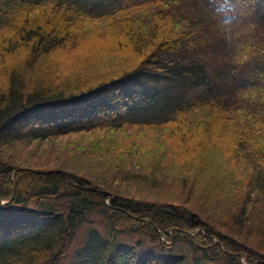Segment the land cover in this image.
Listing matches in <instances>:
<instances>
[{"label":"trees","instance_id":"trees-1","mask_svg":"<svg viewBox=\"0 0 264 264\" xmlns=\"http://www.w3.org/2000/svg\"><path fill=\"white\" fill-rule=\"evenodd\" d=\"M233 1L0 0V264L57 240L60 254L89 210L161 249L264 264L217 228L231 219L264 248V0L234 3L223 31ZM74 133L103 135L76 147L107 183L7 149ZM131 257L120 245L92 264H171Z\"/></svg>","mask_w":264,"mask_h":264},{"label":"rangeland","instance_id":"rangeland-1","mask_svg":"<svg viewBox=\"0 0 264 264\" xmlns=\"http://www.w3.org/2000/svg\"><path fill=\"white\" fill-rule=\"evenodd\" d=\"M238 2L239 0H234L223 6L227 12L219 16L218 23L222 27H220L221 30H228L229 27L227 23L231 16L228 10L233 7L234 3L240 5ZM102 136V134L94 133L81 135L74 133L69 136H57L50 140L42 139L39 141L32 140L31 142L22 141L19 143H12L7 146V149H9L8 151L19 153L22 157H29L27 161L31 169H61L78 175L96 177L107 183L109 179L112 178V169H100L99 166L95 165L93 158L87 155L85 149L77 150L76 147L78 145L77 143L86 144ZM112 184L115 185L114 179ZM122 185L123 183H119L120 187H122ZM126 191L131 192L133 188L126 189ZM1 202L12 203L11 200ZM25 206L26 211L42 209L37 206L35 200L28 201ZM17 207H19V205H17ZM220 222L223 223H219L218 229L227 233L226 228L229 227L230 232H232L231 234L245 242L248 249H254L255 252H264V248L257 243L259 241L257 240V242H255V238L250 234L237 231V227H235L231 219H221ZM72 232L71 239L60 254L56 256L53 255L54 251L59 247L57 240L51 249L45 251V253L44 251H38V256H32L34 259L28 260L26 264H92L93 259L99 254H101L104 261L110 258V256L113 258L116 248L120 245L131 249L132 260H136L142 256H163L164 259H168L167 261H170L171 264L234 263V261L229 263L223 256L212 254L209 250L191 245L187 239H176L172 241L171 247L161 249L157 245L150 243L144 237L135 236L127 230H116L111 232L108 221L96 210H89V212L80 216L79 222ZM86 246L88 253L82 252V249H86ZM220 250L223 251L222 248H220ZM95 255L97 256L95 257ZM238 262L240 264H250L245 263V255L243 253L240 254Z\"/></svg>","mask_w":264,"mask_h":264}]
</instances>
